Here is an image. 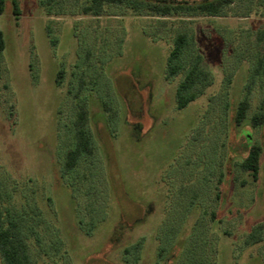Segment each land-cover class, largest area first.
<instances>
[{
  "label": "rangeland",
  "instance_id": "rangeland-1",
  "mask_svg": "<svg viewBox=\"0 0 264 264\" xmlns=\"http://www.w3.org/2000/svg\"><path fill=\"white\" fill-rule=\"evenodd\" d=\"M15 1L0 15V207L30 264H264V122L250 124L264 114V0L178 18ZM185 29L182 60L200 55L211 82L178 110L182 74H164ZM80 107L93 154L62 176ZM251 144L256 181L239 168Z\"/></svg>",
  "mask_w": 264,
  "mask_h": 264
},
{
  "label": "trees",
  "instance_id": "trees-1",
  "mask_svg": "<svg viewBox=\"0 0 264 264\" xmlns=\"http://www.w3.org/2000/svg\"><path fill=\"white\" fill-rule=\"evenodd\" d=\"M56 0H44L42 4L50 5ZM235 0H85L82 7L83 16L101 17L106 16V6H121L120 10L112 15H125L126 13L140 15L142 12L149 13L151 16L167 18H178L181 16H204L217 17L223 10L229 7ZM5 0H0V15L4 11ZM14 13L17 12L16 1L13 0ZM123 7V8H122ZM109 13L108 15H110ZM163 21V22H162ZM182 21V20H180ZM158 24H166L160 20ZM160 27V26H158ZM150 32H147L149 35ZM154 40L155 36L149 35ZM259 39L264 38V31L259 34ZM192 35L188 34L185 29L173 37L172 46L169 50L164 77L168 80L182 74V79L178 83L174 97L176 108L181 110L190 102H193L200 94L199 86L203 88L211 82L210 71L203 67L202 57L198 54L192 56L187 64L184 63L183 55L192 45ZM5 47V42L0 33V59ZM63 71L57 74L56 82L60 84ZM253 75L260 76L264 79V52L257 58ZM248 110V101L243 98L238 102L235 108L233 122L235 126L242 125L246 122ZM87 111L80 107L76 113L74 121L73 142L71 148L67 151L62 167L61 175L69 174L75 169L78 162L83 157L93 154V144L85 128ZM264 114L255 113L251 119L252 127L262 125ZM261 148L257 144H251L245 158L239 163V168L246 171L253 181L258 178L259 159ZM1 199V196H0ZM193 204V203H192ZM127 250H125L126 252ZM195 259V258H194ZM0 260L2 264H30V256L27 245L25 244L20 232L8 223L5 224L3 213L0 207ZM199 264V262H195ZM193 263L189 264H195Z\"/></svg>",
  "mask_w": 264,
  "mask_h": 264
}]
</instances>
